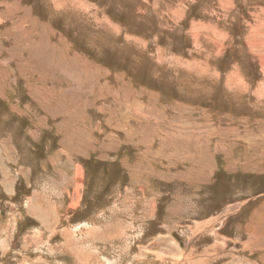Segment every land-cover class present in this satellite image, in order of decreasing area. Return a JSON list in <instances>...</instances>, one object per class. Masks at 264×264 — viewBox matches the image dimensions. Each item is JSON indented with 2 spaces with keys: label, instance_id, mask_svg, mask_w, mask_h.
Segmentation results:
<instances>
[{
  "label": "rangeland",
  "instance_id": "374dc122",
  "mask_svg": "<svg viewBox=\"0 0 264 264\" xmlns=\"http://www.w3.org/2000/svg\"><path fill=\"white\" fill-rule=\"evenodd\" d=\"M0 264H264V0H0Z\"/></svg>",
  "mask_w": 264,
  "mask_h": 264
},
{
  "label": "crops",
  "instance_id": "0c3cea01",
  "mask_svg": "<svg viewBox=\"0 0 264 264\" xmlns=\"http://www.w3.org/2000/svg\"><path fill=\"white\" fill-rule=\"evenodd\" d=\"M30 208H31V206H30Z\"/></svg>",
  "mask_w": 264,
  "mask_h": 264
}]
</instances>
